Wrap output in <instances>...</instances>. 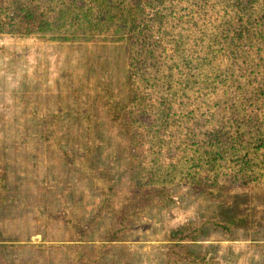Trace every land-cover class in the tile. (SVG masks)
<instances>
[{
	"label": "trees",
	"instance_id": "obj_1",
	"mask_svg": "<svg viewBox=\"0 0 264 264\" xmlns=\"http://www.w3.org/2000/svg\"><path fill=\"white\" fill-rule=\"evenodd\" d=\"M0 35L125 46L126 94L109 95L105 107L128 141V177L142 197L124 205L120 228L144 205L171 203L174 188L264 196V0H0ZM30 115L67 166L92 173L88 153L58 146L57 114ZM0 186L8 189L2 177ZM181 232L168 241L179 245ZM80 243L63 244L70 264H96Z\"/></svg>",
	"mask_w": 264,
	"mask_h": 264
},
{
	"label": "rangeland",
	"instance_id": "obj_2",
	"mask_svg": "<svg viewBox=\"0 0 264 264\" xmlns=\"http://www.w3.org/2000/svg\"><path fill=\"white\" fill-rule=\"evenodd\" d=\"M125 58L119 43L0 35V264H70L63 244L75 242L96 264H263L264 196L238 187L226 198L174 188L171 203L144 205L120 228L124 205L142 197L129 181L128 141L105 107L126 94ZM31 110L58 115V146L88 153L90 175L38 138ZM239 215L242 225L224 227ZM178 228L176 245L168 240Z\"/></svg>",
	"mask_w": 264,
	"mask_h": 264
}]
</instances>
